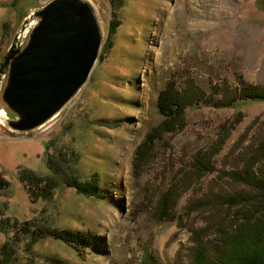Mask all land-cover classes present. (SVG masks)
Returning <instances> with one entry per match:
<instances>
[{"label":"rangeland","instance_id":"rangeland-1","mask_svg":"<svg viewBox=\"0 0 264 264\" xmlns=\"http://www.w3.org/2000/svg\"><path fill=\"white\" fill-rule=\"evenodd\" d=\"M50 1L0 0V61L24 20ZM87 2L100 48L86 82L58 113L28 133L10 129L17 117L2 100L6 80L1 84L0 174L7 186L0 190V249L14 241L15 264H188V228L221 216L204 208L183 217L184 206L243 190L224 173L239 170L264 140V102L212 103L222 84L264 88V0ZM186 81L204 92V101L184 111L185 126L156 142L135 173V149L162 120L158 92L170 83L182 89ZM70 151L77 161L65 172L82 182L97 175L105 198L59 186L49 201H31L19 170L49 175L46 157ZM201 151L210 155L211 171L196 176L192 162ZM171 182L181 192L170 211L176 219L160 221L156 201ZM24 222L83 233L89 242L76 251L45 237L27 251L28 238L17 231Z\"/></svg>","mask_w":264,"mask_h":264},{"label":"trees","instance_id":"trees-1","mask_svg":"<svg viewBox=\"0 0 264 264\" xmlns=\"http://www.w3.org/2000/svg\"><path fill=\"white\" fill-rule=\"evenodd\" d=\"M112 32L113 30L108 40L112 37ZM219 87L220 98L212 101L217 107H233L238 101L264 102V88L260 86L233 87L228 85L227 87L222 84ZM205 97L204 92L189 81H186L182 89L170 83L158 92L156 108L162 120L145 134L135 149L133 156L135 173V169L144 165L145 159L152 156L156 142H160L166 134L173 132L176 128L181 129L185 126L182 120L184 111L194 104L202 103ZM222 142L223 140L219 141L221 144ZM64 154L57 152L55 157H46L49 175L37 176L31 171L19 170V181L26 188L30 200L33 202L37 199L49 201L59 186L74 189L77 194L86 197L103 200L105 194L99 186L97 175L82 182L73 174H68L65 169L67 166L68 169L71 168L76 163L77 153L70 151L69 155L65 154L68 160L64 159ZM209 157L210 155L206 152H198L192 162L194 175L200 176L211 171ZM224 176L232 183L242 186L243 190L219 191L218 194L209 196V198L190 200L184 206L183 217L186 215L188 217L190 213L204 208L220 210L213 214L221 216L220 219L215 217L214 221L206 222V226L202 228L195 226L188 228L191 242L188 248V264H264V140L243 162L239 170L227 171ZM6 186L7 182L0 174V190ZM177 186L171 182L157 199L154 216L158 220L176 219L170 211L181 193ZM207 218L209 219L208 215ZM177 219L181 220L180 217ZM1 222L7 223L8 220ZM14 225L17 227L18 223ZM17 231L27 236V251L38 240L45 237L59 240L76 251L86 248L89 242L88 236L83 233L49 229L30 222L20 224ZM13 242L7 241L2 245L0 252L3 257L0 259V264H15L13 263L15 254L11 249ZM52 264L59 263L52 262ZM143 264L155 263L150 259Z\"/></svg>","mask_w":264,"mask_h":264},{"label":"water","instance_id":"water-1","mask_svg":"<svg viewBox=\"0 0 264 264\" xmlns=\"http://www.w3.org/2000/svg\"><path fill=\"white\" fill-rule=\"evenodd\" d=\"M34 26L22 47V37ZM101 31L87 0H51L24 20L0 61L2 100L14 131L43 125L78 92L97 59Z\"/></svg>","mask_w":264,"mask_h":264}]
</instances>
